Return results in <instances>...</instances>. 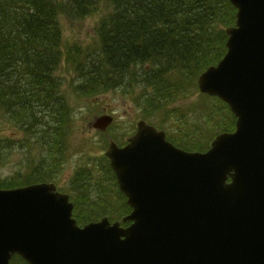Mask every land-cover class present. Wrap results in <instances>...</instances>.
Returning <instances> with one entry per match:
<instances>
[{"label": "water", "instance_id": "obj_1", "mask_svg": "<svg viewBox=\"0 0 264 264\" xmlns=\"http://www.w3.org/2000/svg\"><path fill=\"white\" fill-rule=\"evenodd\" d=\"M228 1L226 53L197 83L229 106L235 130L206 152L144 120L124 147L111 142L105 156L131 208L121 221L79 226L51 182L0 188V264H264V0Z\"/></svg>", "mask_w": 264, "mask_h": 264}, {"label": "trees", "instance_id": "obj_2", "mask_svg": "<svg viewBox=\"0 0 264 264\" xmlns=\"http://www.w3.org/2000/svg\"><path fill=\"white\" fill-rule=\"evenodd\" d=\"M100 13L96 29L100 56L89 55L92 59L77 64L81 78L77 94L95 95L115 87L127 90L133 80L145 118L155 114L159 121L165 119L173 134L167 133L168 138L176 143L181 139L177 146L188 151H205L217 134L234 130V117L217 98L200 94L205 98L198 101L200 110L195 105L189 112H196L197 120L187 117L190 109L182 112L169 107L225 54V30L234 25L236 13L228 0H0V110L11 124L47 145L49 155L58 159L63 155L70 112L61 97V81L54 74L71 52L61 48V20L75 22ZM204 108L212 119L220 114L228 117L208 125ZM44 118L49 119L46 125ZM3 149L0 142V157ZM41 159L34 172L21 176V182L1 180L0 188L49 179L53 172L43 173L46 157ZM102 159L100 173L93 170L95 177L87 165L79 168L80 172L88 169L87 175L81 178L83 173H78L71 181L74 200L69 196L74 211H81L77 222L103 217L118 221L131 211L109 161L105 155ZM15 258L17 264H27Z\"/></svg>", "mask_w": 264, "mask_h": 264}, {"label": "rangeland", "instance_id": "obj_3", "mask_svg": "<svg viewBox=\"0 0 264 264\" xmlns=\"http://www.w3.org/2000/svg\"><path fill=\"white\" fill-rule=\"evenodd\" d=\"M101 15L102 13L75 22L66 19L61 20V48L64 52L67 50L71 52V54L65 55L54 74L61 81V97L65 103L64 107L70 112L66 126L67 134L65 142L62 144L63 155L59 159L57 156L49 155L47 145L37 143L34 135L21 127L18 128L13 123L11 124L3 110H0V142L4 146L3 155L0 157V181L8 179L12 182L16 180V182H21V176L34 172L41 163V157H46L43 173L53 172V174L49 179H43L42 182L52 181L59 192L70 194L74 200L71 181L76 180V176H80L78 173H83L81 178L85 177L87 175L85 172L88 170L80 172L79 168L89 165L90 175L95 177L93 170L99 174L101 162L103 163L102 158L109 144L111 142L118 145L125 144L135 133L139 120L153 123L173 137V134L170 133L172 131L170 125L165 119L161 122L157 119L160 116L155 114L145 118V113L142 110L144 105L140 106L137 99L140 90L133 80L127 85V90L115 87L95 95L80 96L77 94L75 88L81 81L76 72L77 64L84 63L89 55L95 58V55L99 53L98 56H100V46H98L100 41L97 39L98 30L96 29ZM92 57L89 58L92 59ZM197 90L196 86L191 85L188 92L176 103L170 104L169 107H176L178 111L182 112L185 109H190L186 111L189 115L187 117H193L197 120L199 116L196 112L195 114L189 113L195 105L199 111L201 98L203 101L205 100ZM205 96L207 98L208 95ZM207 102L208 100L205 103ZM205 111L208 112L205 108L202 109V115L207 120L208 125L222 123L221 121H225L224 119L228 117L227 114H220L212 119ZM103 115L111 116L113 118L112 123L104 131L93 128L92 124L95 120ZM48 120L44 118L43 124L46 125L45 122ZM189 120H187L188 126L191 123ZM187 131L192 133L191 129ZM228 132H233V130ZM194 137L196 141L195 134ZM48 140L51 141L52 139ZM186 140L189 141L190 139ZM178 142L181 144V139L177 143H173L177 146L180 145ZM50 144L52 145V143ZM94 180L97 182L96 178ZM22 185L24 186V184ZM80 212L79 210L76 213L73 210L72 215L75 220L76 216L81 215ZM77 223L79 226L86 224L79 221ZM12 261L13 264L18 263L16 258Z\"/></svg>", "mask_w": 264, "mask_h": 264}, {"label": "flooded vegetation", "instance_id": "obj_4", "mask_svg": "<svg viewBox=\"0 0 264 264\" xmlns=\"http://www.w3.org/2000/svg\"><path fill=\"white\" fill-rule=\"evenodd\" d=\"M103 116H106V115H103ZM108 116V115H107Z\"/></svg>", "mask_w": 264, "mask_h": 264}]
</instances>
